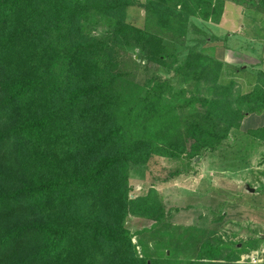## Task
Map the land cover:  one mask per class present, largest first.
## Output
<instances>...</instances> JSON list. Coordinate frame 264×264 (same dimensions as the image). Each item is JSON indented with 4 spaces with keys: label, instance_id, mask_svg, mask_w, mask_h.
<instances>
[{
    "label": "trees",
    "instance_id": "16d2710c",
    "mask_svg": "<svg viewBox=\"0 0 264 264\" xmlns=\"http://www.w3.org/2000/svg\"><path fill=\"white\" fill-rule=\"evenodd\" d=\"M227 2L147 0L139 28L126 20L132 0H0V179L5 163L20 176L0 194V220L29 215L0 221V264H235L259 248L261 240L223 243L182 230L167 242L170 255L140 258L125 227L129 216L167 221L155 189L132 198L133 166L156 157L190 166L247 115L264 113L263 72L244 93L222 82L218 56L187 47L191 19L220 25ZM255 7L264 14V3ZM95 15L108 17L102 37L85 30ZM144 62L212 97L143 85ZM248 134L264 142L263 127ZM189 248L193 259H180Z\"/></svg>",
    "mask_w": 264,
    "mask_h": 264
},
{
    "label": "rangeland",
    "instance_id": "374dc122",
    "mask_svg": "<svg viewBox=\"0 0 264 264\" xmlns=\"http://www.w3.org/2000/svg\"><path fill=\"white\" fill-rule=\"evenodd\" d=\"M146 2L132 0L133 6L126 15L127 22L139 28L145 26L143 5ZM238 2L244 5L238 7ZM261 3L264 0H228L230 7L226 9L219 26L195 18L190 22L187 47L200 43L199 50L221 55L227 65L222 79L224 83L229 82L230 74L247 70L240 73L242 78L238 89L242 92L249 90L248 83L259 76L260 69L264 71V14L257 12L255 7ZM85 30L96 37L104 36L108 31V17L93 16L85 24ZM226 47L229 49L226 50ZM186 54L187 48H183L181 62ZM258 65L260 67L256 68ZM244 66L246 68L241 69ZM150 80L169 83L175 92L187 89L191 95L212 97L205 86L182 84L173 72L144 62L138 81L144 85ZM189 94L188 97L191 96ZM262 127L264 113L247 115L241 128L232 129L221 147L215 152L204 151L190 166L187 162L156 157L149 164L132 167V198L153 188L159 193L167 213V221L163 225L134 216L127 218L125 227L132 234L137 256L144 258V250L151 258H161L165 253L170 255L167 242L172 240V233L182 230L190 234L201 231L204 232L200 235L201 240L210 238L223 243L240 245L250 240H261L258 249L264 247V142L248 134L249 130ZM3 168L0 194L15 190L20 180L16 164L5 163ZM177 170H181L182 174L173 176ZM28 216L21 213L0 221L12 226ZM154 227L160 229L152 235ZM193 255V249L189 248L179 257L192 260ZM242 256L235 264H249L242 260Z\"/></svg>",
    "mask_w": 264,
    "mask_h": 264
},
{
    "label": "built area",
    "instance_id": "2783aa9c",
    "mask_svg": "<svg viewBox=\"0 0 264 264\" xmlns=\"http://www.w3.org/2000/svg\"><path fill=\"white\" fill-rule=\"evenodd\" d=\"M242 260L249 264H264V247L242 256Z\"/></svg>",
    "mask_w": 264,
    "mask_h": 264
},
{
    "label": "crops",
    "instance_id": "0c3cea01",
    "mask_svg": "<svg viewBox=\"0 0 264 264\" xmlns=\"http://www.w3.org/2000/svg\"><path fill=\"white\" fill-rule=\"evenodd\" d=\"M206 23V22H205ZM213 25V24H212ZM215 26H219V25H215ZM227 49H229V47H226V50ZM219 57V56H218ZM219 59L222 61V62H224V60H223V58L221 57V55H220V57H219ZM260 65H261V63H260ZM260 65H258V67H256V68H259L260 67ZM226 64H225V68H226ZM246 67L244 66V67H242L241 69H245ZM255 68V69H256ZM244 71H247V70H240L239 71V73H237V72H235L234 74H230V80H229V82L231 81V80H234V81H236L237 82V84H238V86H239V88H240V84H239V81L241 80V78H242V76H241V72H244ZM260 71L261 72H263L264 73V71H262V69H260ZM224 72H225V69H224ZM223 75H224V73H223ZM223 79V78H222ZM254 85H255V81H253V82H251V83H248V85H247V87L249 88V90L247 91V92H250L252 89H253V87H254ZM244 92V91H243ZM247 92H244V93H247Z\"/></svg>",
    "mask_w": 264,
    "mask_h": 264
}]
</instances>
